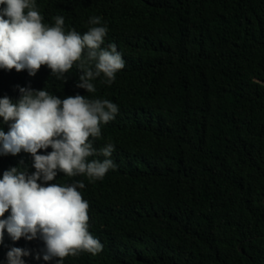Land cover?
I'll return each mask as SVG.
<instances>
[{
    "label": "trees",
    "instance_id": "1",
    "mask_svg": "<svg viewBox=\"0 0 264 264\" xmlns=\"http://www.w3.org/2000/svg\"><path fill=\"white\" fill-rule=\"evenodd\" d=\"M35 3L47 19L64 17L65 32L105 19L104 41L125 61L110 85L103 74L92 81L94 93L76 87L79 62L66 81L44 65L35 76L0 68V98L14 84L15 102L36 81L60 98L118 102L127 124L103 179L58 173L50 182L82 181L81 194L106 197L92 202L88 230L107 250L63 264H264V0ZM4 156L0 167L18 158ZM43 246L5 230L0 264L11 247L30 250L26 264H55L34 258Z\"/></svg>",
    "mask_w": 264,
    "mask_h": 264
},
{
    "label": "clouds",
    "instance_id": "2",
    "mask_svg": "<svg viewBox=\"0 0 264 264\" xmlns=\"http://www.w3.org/2000/svg\"><path fill=\"white\" fill-rule=\"evenodd\" d=\"M0 5H4L0 8V68L26 69L35 76L44 65L51 75L66 81L65 74L79 62L76 87L94 93L93 80L103 74V82L110 85L125 66L116 45L104 41L107 21L99 16L90 17L81 33L71 25L72 30L65 32L64 17L47 19L35 0H0ZM14 89L12 84L0 98V160L11 154L24 161L20 167L15 166L18 158L14 163L3 161L0 167V218L10 211L0 219V244L6 230L13 241L21 237L43 241L34 257L37 260L42 256L44 261L63 264L66 257L81 252L102 255L108 242L96 231L89 232L88 221L93 219L92 202L104 204L106 197L81 194L82 181L50 182L58 173L100 180L115 168L112 157L127 125L119 103L80 94L60 98L40 89L36 81L20 87V98L14 102L9 98ZM31 254L11 247L7 264H26L23 257Z\"/></svg>",
    "mask_w": 264,
    "mask_h": 264
},
{
    "label": "bare ground",
    "instance_id": "3",
    "mask_svg": "<svg viewBox=\"0 0 264 264\" xmlns=\"http://www.w3.org/2000/svg\"><path fill=\"white\" fill-rule=\"evenodd\" d=\"M107 37H108V36H107ZM107 37H106V38H107Z\"/></svg>",
    "mask_w": 264,
    "mask_h": 264
}]
</instances>
